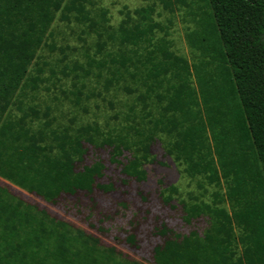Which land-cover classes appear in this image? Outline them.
<instances>
[{
  "label": "rangeland",
  "instance_id": "obj_1",
  "mask_svg": "<svg viewBox=\"0 0 264 264\" xmlns=\"http://www.w3.org/2000/svg\"><path fill=\"white\" fill-rule=\"evenodd\" d=\"M7 8L16 29L32 19ZM47 19L30 60L19 66L20 85L0 100L2 118L35 136L46 153L56 151L54 136L88 127L92 142L84 143L76 168L100 161L97 181L112 188L68 192L47 203L1 178L0 186L142 264H178L159 247L161 222L191 250L210 255L216 247L226 262L238 261L235 243L209 237L225 205L203 122L184 123L174 108L192 87L177 13L159 0H59ZM13 45L1 42L0 56ZM136 170L145 179L137 180Z\"/></svg>",
  "mask_w": 264,
  "mask_h": 264
},
{
  "label": "trees",
  "instance_id": "obj_2",
  "mask_svg": "<svg viewBox=\"0 0 264 264\" xmlns=\"http://www.w3.org/2000/svg\"><path fill=\"white\" fill-rule=\"evenodd\" d=\"M159 2L184 23L189 50L192 87L174 108L184 123L203 122L208 162L223 188V220L211 224L209 237L235 243L240 257L228 263L216 247L208 249L210 255L193 251L163 222L155 230L163 240L159 247L178 264H217L211 255L223 264H264V0ZM58 5L59 0H0V43L14 42L0 56V100L20 85L19 66L30 60L49 9ZM7 7L31 13L32 19H21L16 29ZM87 62L100 65L90 57ZM53 141L56 151L43 152L35 136L3 120L0 105V178L47 203L68 192L89 195L95 188H112L97 181L104 168L100 161L76 168L84 143L92 142L88 127ZM145 176L135 171L137 180ZM0 264L142 263L103 245L94 234L69 230L63 220L0 186Z\"/></svg>",
  "mask_w": 264,
  "mask_h": 264
}]
</instances>
